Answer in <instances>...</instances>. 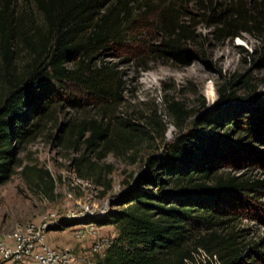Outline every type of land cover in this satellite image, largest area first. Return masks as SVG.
Masks as SVG:
<instances>
[{
	"label": "trees",
	"instance_id": "obj_1",
	"mask_svg": "<svg viewBox=\"0 0 264 264\" xmlns=\"http://www.w3.org/2000/svg\"><path fill=\"white\" fill-rule=\"evenodd\" d=\"M20 1L0 0V184L21 165L20 145L41 125L57 120L66 103L81 109L91 100L102 110L100 118L70 120L64 128L65 141L82 152L74 162L78 176L95 177L106 191L112 180L103 177L98 164L106 154L133 152L137 161L143 143L165 142L167 127L157 118L141 123L117 116L125 99L124 74L101 56L109 47L132 42L136 11L157 10L161 41L147 48L156 59L188 63V45L199 37L195 20L201 17L214 27L218 42L257 34L262 45L246 51L260 52L264 61V0H196L200 13L189 10L191 2L178 0ZM71 86L87 100L73 97ZM244 86V96L221 88L216 109L201 114L170 100L178 132L151 157L148 170L104 214L65 218L59 227L114 225L118 235L96 256V264H243L250 247L239 240L237 213L228 203L257 191L264 180L219 172V164L230 161L233 143L264 140V98L259 86L249 80ZM32 171H38V183L53 186L49 170L23 168L26 175Z\"/></svg>",
	"mask_w": 264,
	"mask_h": 264
},
{
	"label": "rangeland",
	"instance_id": "obj_2",
	"mask_svg": "<svg viewBox=\"0 0 264 264\" xmlns=\"http://www.w3.org/2000/svg\"><path fill=\"white\" fill-rule=\"evenodd\" d=\"M178 1L191 2L189 10L201 12L193 5L196 0ZM135 17L137 22L129 33L132 42L124 48L109 47L101 56L117 64L124 74L125 99L117 109V116L136 118L141 123L146 117L157 118L167 127L165 142L143 143L137 161L133 159V152L120 156L106 154L98 162L103 166V177L112 180L111 189L106 191L95 177L78 176L74 162L82 152L72 142L65 141L67 129L64 128L70 120L80 122L85 118H100L102 110L91 100L81 109L64 104L58 110L57 120L41 125L29 141L20 145L17 156L21 165L16 166L10 178L0 184V239L28 223L48 222L47 241L50 244L94 259L90 254L92 244L98 239H114L118 235L116 227L93 228L92 224L82 223L61 229L60 221L68 215H82V204L85 203L93 204L91 209L97 215L110 210L118 197L129 189V183H134L136 176L148 170L151 157L162 153L165 143L171 142L178 132L173 124L174 117L168 111L170 100L180 101L187 109H195L200 114L213 111L221 88L226 86L244 96L248 93L244 86L246 80L259 86L260 96L264 98L262 55L259 52L252 56L246 51L253 53L254 48L262 45V38L257 34L244 33L241 37L218 42L213 37L214 27L201 17L196 18L199 37L188 45L191 52L189 62L179 63L174 59L162 60L148 55V46L161 41L157 10L153 8L143 14L136 11ZM234 81L235 85L230 86ZM70 93L87 100L86 93L78 87L71 86ZM233 134L234 138L238 137L235 132ZM231 148L230 161L219 164V172L264 180V140L249 145L233 143ZM27 165L49 170L54 179L53 186L38 183V171L28 175L23 173ZM233 198L227 208L237 213L235 227L239 231V240L250 247L243 264H264V186Z\"/></svg>",
	"mask_w": 264,
	"mask_h": 264
},
{
	"label": "built area",
	"instance_id": "obj_3",
	"mask_svg": "<svg viewBox=\"0 0 264 264\" xmlns=\"http://www.w3.org/2000/svg\"><path fill=\"white\" fill-rule=\"evenodd\" d=\"M93 207L91 203L82 204V215L72 214L68 218L97 215ZM89 224L93 228L98 226ZM48 230V222H31L0 239V264H96V256L103 255L113 241L107 238L95 241L90 247L94 259L89 260L88 256L75 255L70 250H61L50 244L47 241Z\"/></svg>",
	"mask_w": 264,
	"mask_h": 264
}]
</instances>
